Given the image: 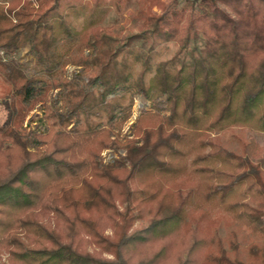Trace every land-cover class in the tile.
<instances>
[{
	"label": "trees",
	"instance_id": "16d2710c",
	"mask_svg": "<svg viewBox=\"0 0 264 264\" xmlns=\"http://www.w3.org/2000/svg\"><path fill=\"white\" fill-rule=\"evenodd\" d=\"M49 1L0 6V264H203L211 235L191 215L209 200L264 228V199L255 213L240 201L264 197L260 148L222 139L264 134V0ZM131 2L143 41L112 44L98 23ZM186 21L185 53L159 59ZM24 43L30 74L14 58ZM138 94L148 105L121 135ZM41 105L43 132L26 125Z\"/></svg>",
	"mask_w": 264,
	"mask_h": 264
},
{
	"label": "rangeland",
	"instance_id": "374dc122",
	"mask_svg": "<svg viewBox=\"0 0 264 264\" xmlns=\"http://www.w3.org/2000/svg\"><path fill=\"white\" fill-rule=\"evenodd\" d=\"M24 1H30L34 7H37V0H0V6L3 7L4 10H7L12 6L13 8H17V5ZM46 4H44L43 9H46L48 5H50V1L46 0ZM201 0H177L176 9H180V7L185 5H192L197 9V3ZM90 2L92 3L93 0ZM18 3V4H17ZM233 3H236L233 1ZM223 5V4H220ZM124 12L121 14H115L114 8L109 7L107 14L102 18V20L98 23L101 28H104V34L107 40L119 41L125 40L126 38L132 39L130 45L139 46L143 39L141 38V29H142V18L135 17V14H131L133 9L137 7L135 2H131L124 6ZM152 10L156 13H160V8L157 6H153ZM190 13L186 12L185 17L186 20ZM186 23L181 25V30L178 36L167 42L163 45L166 46V50H162L159 59H169L173 56L182 57L183 53H185L184 47L182 43L185 40L187 31H186ZM189 34V33H188ZM133 35H136L135 38ZM140 35V37H139ZM190 37L187 40V48H191L196 45V41L191 36L192 33L189 34ZM183 49V50H182ZM0 55L7 58L6 55L3 54V51H0ZM14 58L19 61L24 69L26 74H30L33 65L32 56L28 52V44L24 43L20 46L19 50L14 54ZM78 71L77 67L68 66V74L71 75ZM148 103L144 100L143 96L138 94L135 97V104L132 109V114L128 121H126L121 135L129 133V126L133 121H135L138 116L140 109L142 107H146ZM43 106H38L36 109L32 110L30 114L26 118V125H30L31 127L37 129L40 132L45 131L47 129L48 124L45 120L42 112ZM6 116V112L4 107L0 104V129L4 126V119ZM223 142L226 147L230 149H234L239 151L240 144L247 142L248 139H251L255 142L256 145L260 148L259 156L253 157L251 160L253 162L258 163L261 172L264 176V134L250 131L247 129L234 128L222 136ZM121 152V151H120ZM101 157L104 162L109 163L113 161L118 155L113 149H104L101 152ZM185 185V187H192L196 185V180L191 179L188 176H182L181 179ZM177 180H169L165 181V185L168 187H173L174 183ZM246 184L242 186L244 189ZM257 188L251 190V192L247 193L240 201L246 203L247 207L251 212L259 211L258 205L263 201L264 197L259 195L256 192ZM193 198L198 199L201 198L196 192L193 193ZM192 219L198 220L199 229L202 232L209 233L211 235V243L207 248L206 252L209 251L210 255L207 261H204L203 264H215L216 256L224 253L230 259H236L242 262V264H264V228L257 226H248L245 220L238 219L232 211L225 209L223 206L217 205L215 201H203L200 208L193 212L191 215ZM138 224H135L137 226ZM196 252H201V249H196Z\"/></svg>",
	"mask_w": 264,
	"mask_h": 264
}]
</instances>
